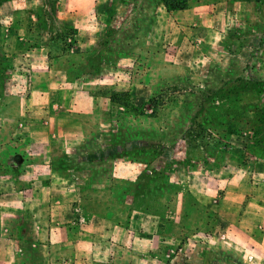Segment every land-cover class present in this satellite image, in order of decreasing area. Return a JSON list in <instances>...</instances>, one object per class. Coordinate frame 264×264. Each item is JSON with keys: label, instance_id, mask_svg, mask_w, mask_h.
I'll return each instance as SVG.
<instances>
[{"label": "rangeland", "instance_id": "374dc122", "mask_svg": "<svg viewBox=\"0 0 264 264\" xmlns=\"http://www.w3.org/2000/svg\"><path fill=\"white\" fill-rule=\"evenodd\" d=\"M55 1L0 0V115L5 100L29 97L36 83H44L43 73L66 86L61 74L71 70L68 85L86 86L81 92H52L40 102L50 108L38 120L45 138L40 150H52L53 156L45 163L44 157L34 161L28 155L29 164L56 171L68 165L52 137L55 130L68 136V114L71 136L78 129L95 134L86 143L90 147L84 146L92 151L100 146L98 136L115 134L119 122L153 149L140 145L127 154L130 159L205 167L216 195L225 188L223 179L242 175L237 178L242 184H258L264 207V0H187V9L179 11L157 5L159 0H59L58 15ZM237 3L260 8L238 14ZM218 5L225 22L216 17ZM68 13L73 26L65 19ZM17 128L6 122L2 135L8 138ZM8 150L13 155L22 149L13 144ZM250 187L242 191L248 197ZM191 205L212 215L197 201ZM253 207L248 212L258 213L254 216L264 224V209Z\"/></svg>", "mask_w": 264, "mask_h": 264}, {"label": "crops", "instance_id": "0c3cea01", "mask_svg": "<svg viewBox=\"0 0 264 264\" xmlns=\"http://www.w3.org/2000/svg\"><path fill=\"white\" fill-rule=\"evenodd\" d=\"M216 7L217 19L225 22L223 5ZM243 8L258 12L260 7L234 5L238 14ZM69 14L65 19L73 26ZM44 75L45 82L36 83L29 97H10L1 108L0 264H231L236 259L264 264V224L259 225L258 213L248 212L255 205L264 209L257 183L250 187L237 180L242 175L228 177L223 179L222 194L216 195L219 190L204 175L205 167L186 168L178 162L169 166L161 158L148 164L134 161L127 154L140 145L153 149L146 140L137 142L138 134L122 123H116L115 134L98 136L102 147L92 151L87 148L95 134L78 129L71 136L68 114L64 118L68 136L52 133L68 165L56 171L48 164H29L28 155L34 161L44 157L45 163L53 156L52 150H40L45 138L39 118L43 109L50 113L40 102L49 100L52 92L86 88L68 85V71L61 74L66 86L53 81L51 73L40 77ZM44 119L47 125L52 123L50 116ZM6 122L16 128L19 124L8 138L2 135ZM107 135L116 140L107 142ZM9 142L22 150L10 154ZM9 169L20 176L15 179ZM247 186L252 190L249 197L242 192ZM192 200L212 215L194 209ZM246 241L252 246L246 247Z\"/></svg>", "mask_w": 264, "mask_h": 264}, {"label": "trees", "instance_id": "16d2710c", "mask_svg": "<svg viewBox=\"0 0 264 264\" xmlns=\"http://www.w3.org/2000/svg\"><path fill=\"white\" fill-rule=\"evenodd\" d=\"M55 6H54V12L56 15H58V6H59V0L55 1ZM157 5H163L168 11H179V10H186L188 7V1L187 0H159ZM71 70L68 71V77L71 79L72 77V72ZM233 133V132H231Z\"/></svg>", "mask_w": 264, "mask_h": 264}, {"label": "built area", "instance_id": "2783aa9c", "mask_svg": "<svg viewBox=\"0 0 264 264\" xmlns=\"http://www.w3.org/2000/svg\"><path fill=\"white\" fill-rule=\"evenodd\" d=\"M80 221H81V222H85L84 218H82V217H81Z\"/></svg>", "mask_w": 264, "mask_h": 264}]
</instances>
